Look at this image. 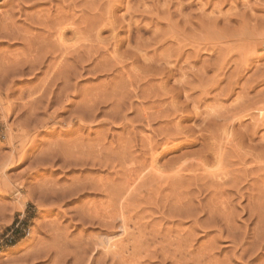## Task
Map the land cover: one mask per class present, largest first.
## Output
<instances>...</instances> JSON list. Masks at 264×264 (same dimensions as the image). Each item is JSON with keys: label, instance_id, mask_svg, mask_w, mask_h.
I'll return each instance as SVG.
<instances>
[{"label": "rangeland", "instance_id": "obj_1", "mask_svg": "<svg viewBox=\"0 0 264 264\" xmlns=\"http://www.w3.org/2000/svg\"><path fill=\"white\" fill-rule=\"evenodd\" d=\"M0 31V264H264V0H0Z\"/></svg>", "mask_w": 264, "mask_h": 264}, {"label": "bare ground", "instance_id": "obj_2", "mask_svg": "<svg viewBox=\"0 0 264 264\" xmlns=\"http://www.w3.org/2000/svg\"><path fill=\"white\" fill-rule=\"evenodd\" d=\"M39 13V12H38ZM29 14V13H28ZM36 14H37V12H36ZM47 14V13H46ZM49 14V13H48ZM50 15V14H49ZM60 16V15H59ZM5 17V16H4ZM34 17H35V15H34ZM39 17V16H38ZM51 17V16H50ZM50 17L48 16V18L50 19ZM41 18V17H40ZM39 18V20H41L42 21V19H40ZM42 18H43V16H42ZM45 18V17H44ZM47 18V19H48ZM54 18V17H53ZM57 18H59V17H57ZM60 18H62V17H60ZM65 18V17H64ZM110 18V17H109ZM2 19V18H1ZM52 19V18H51ZM56 19V18H55ZM66 19V18H65ZM64 19V20H65ZM108 19V18H107ZM27 20V19H26ZM37 20V19H36ZM57 20V19H56ZM67 20V19H66ZM96 20V19H95ZM103 20V19H102ZM8 21V20H7ZM13 20H11L10 22H12ZM38 21V20H37ZM41 21H40V23H41ZM43 21H44V19H43ZM72 21H73V19H72ZM97 21V20H96ZM106 21V20H105ZM3 22V21H2ZM9 22V21H8ZM46 22V21H45ZM58 22V21H57ZM70 22V21H69ZM99 21H97V23H98ZM7 23V22H6ZM33 23V22H32ZM49 23V22H48ZM47 23V24H48ZM51 23V22H50ZM59 23H62V22H58V24ZM96 23V22H95ZM96 23V24H97ZM100 23H102V22H100ZM110 23V22H109ZM112 23V22H111ZM110 23V24H111ZM8 24V23H7ZM11 24V23H10ZM36 24V23H35ZM43 23H41V25H42ZM63 24V23H62ZM62 24H61V26H60V24L58 25V27H57V32H56V34H57V42H62V41H64V39H63V33H64V31H65V25L64 26H62ZM96 24L94 25L95 26V28H96ZM2 25V24H1ZM6 25V24H5ZM14 25H17L16 23L14 24ZM40 25V24H39ZM40 25V26H41ZM44 25V27H45V23L43 24ZM53 25V24H52ZM51 25V26H52ZM87 25V24H86ZM92 25V24H91ZM90 25V26H91ZM105 25V24H104ZM107 25V24H106ZM112 25H114V24H112ZM8 26V25H7ZM10 26V25H9ZM12 26V25H11ZM20 26V25H19ZM60 26V27H59ZM75 26V25H74ZM90 26H88V27H90ZM93 26V27H94ZM100 26V25H99ZM111 26V25H110ZM16 27V26H15ZM18 27V26H17ZM23 27V26H22ZM54 27V26H53ZM53 27H50V29L51 28H53ZM113 27H115V26H113ZM2 28V27H1ZM13 28H14V26H13ZM13 28H12V30H13ZM20 28V27H19ZM25 28V27H24ZM45 28H47V26L45 27ZM75 28V27H74ZM108 28V27H107ZM4 29V28H3ZM15 30H16V28H14ZM56 29V28H55ZM54 29V30H55ZM73 29V28H72ZM93 29V28H92ZM99 29V28H98ZM6 30V29H5ZM24 31H25V29H23ZM27 30V29H26ZM75 30L77 31L78 29H76L75 28ZM89 30V29H88ZM4 31V30H3ZM1 32V31H0ZM7 32V31H6ZM13 31H11L10 33H12ZM15 32V31H14ZM19 32V31H18ZM17 32V33H18ZM27 32V31H26ZM55 32V31H54ZM9 33V34H10ZM17 33H16V35H17ZM21 33H23V32H21ZM77 33V32H76ZM4 34V33H3ZM20 34V33H19ZM25 34V33H24ZM8 35V32L6 33V35L5 36H7ZM14 35V33L11 35L12 37H14L13 36ZM8 37V36H7ZM23 37V36H22ZM21 37V38H22ZM25 38L27 37V36H24ZM23 37V38H24ZM12 39V38H11ZM14 39V38H13ZM17 39V38H16ZM27 39V38H26ZM31 39V38H30ZM63 39V40H62ZM32 40H33V38H32ZM43 40V39H42ZM37 41V43H38V40H36ZM44 41V40H43ZM24 42V41H23ZM31 42V41H30ZM32 42H34V41H32ZM65 42V41H64ZM25 43V42H24ZM28 43V42H27ZM36 43V42H35ZM35 43H33V44H35ZM36 43V44H37ZM29 44V43H28ZM40 45V44H39ZM74 45V44H73ZM72 45V47H74ZM42 45H40L39 47H41ZM70 46V45H69ZM63 47L65 48V46H64V44H63ZM68 47V46H67ZM38 48V47H37ZM42 48H43V46H42ZM41 49V48H40ZM73 49V48H72ZM72 49H70V50H72ZM42 50H44V49H42ZM74 50V49H73ZM36 51V50H35ZM40 51V50H39ZM64 51H66V49L64 50ZM115 51V50H114ZM33 56V58H34V55H32ZM38 56V55H37ZM42 57H43V55H42ZM41 57V58H42ZM38 58H40V55L38 56ZM37 58V59H38ZM44 58V57H43ZM32 59V58H31ZM16 60V59H15ZM20 60H22V58L20 59ZM26 60H27V57L25 58V62H26ZM41 60V59H40ZM40 60H38V61H40ZM28 61H30V59H28ZM36 61V60H35ZM15 62V61H14ZM19 62H21V61H19ZM31 62V61H30ZM29 62V63H30ZM13 63V62H12ZM33 63V62H32ZM36 63V62H35ZM59 63V62H58ZM14 64V63H13ZM40 64V63H39ZM55 64V63H54ZM57 64V63H56ZM60 64V63H59ZM9 65H11V64H9ZM16 65V64H15ZM41 65V64H40ZM39 65V66H40ZM19 66V65H18ZM33 66V65H32ZM34 66H35V64H34ZM9 66H7V69L9 70V68H8ZM12 67H13V65H12ZM20 67V66H19ZM11 68V67H10ZM14 69V68H13ZM19 69V68H18ZM30 69H32V68H30ZM5 70V69H4ZM3 70V71H4ZM12 70V69H11ZM26 70V69H25ZM33 70H34V68H33ZM33 70H29L30 72L31 71H33ZM40 70V69H39ZM10 71V70H9ZM35 71V70H34ZM37 71V70H36ZM0 72H2V71H0ZM11 72V71H10ZM9 72V73H10ZM16 72H18V71H16ZM5 73V72H4ZM2 74H3V72H2ZM1 75V74H0ZM11 75H12V73H11ZM22 75V74H21ZM5 76V75H4ZM3 76V77H4ZM7 76H9V75H7ZM1 77V76H0ZM6 77V76H5ZM1 79V78H0ZM3 79V78H2ZM6 79V78H5ZM44 80H46V79H44ZM49 80V79H48ZM48 80H46V81H48ZM2 81V80H1ZM42 84V83H41ZM48 85H49V83H47ZM53 86V85H52ZM52 86H50L49 87V89L52 87ZM45 85H44V83H43V85H40V86H38L37 88H36V91L38 92V94H37V97L35 96V98H34V96H33V94H36V92L34 93L33 92V94L31 93V95L33 96V98H30L27 102H25V105L24 106H26V105H29V108H31L33 105H36V104H39L41 101H43L42 100V98L45 96L44 94L46 93L45 92ZM48 89V88H47ZM33 91V90H32ZM31 91V92H32ZM6 92V91H5ZM49 94H50V92H49ZM30 95L28 94V97H29ZM31 96V97H32ZM47 96V95H46ZM45 96V97H46ZM54 96V95H53ZM57 96H59V95H57ZM49 97V96H48ZM44 99V98H43ZM46 99H48V98H46ZM53 99V98H52ZM54 99H55V97H54ZM50 101V100H49ZM91 101V100H90ZM23 102V103H24ZM51 102V101H50ZM42 103V102H41ZM49 104V103H48ZM86 104V103H85ZM87 104H89V103H87ZM12 105V104H11ZM1 106V105H0ZM31 106V107H30ZM87 107H88V105H86ZM6 107V106H5ZM5 110H7L6 111V113L4 112V114H3V117L6 119L7 117H8V114H9V112L11 113V110H12V108H11V106L10 107H8L7 109L6 108H4ZM32 109V108H31ZM29 112H30V109H29ZM85 112V111H84ZM28 113V112H27ZM86 113V112H85ZM32 114V113H31ZM34 114V113H33ZM10 115V114H9ZM28 115V114H27ZM30 115V114H29ZM79 116H80V114H78ZM77 115V116H78ZM83 115V114H82ZM34 117V116H33ZM28 118V117H27ZM84 118H85V116H84ZM79 119V118H78ZM84 121V120H83ZM2 123V122H1ZM11 132H12V129L11 128H9L8 129V138H9V142H12L13 141V136H12V134H11ZM228 135V134H227ZM231 135V134H230ZM145 138V137H144ZM148 138V137H147ZM152 138V137H151ZM227 138V137H226ZM147 141V140H146ZM151 142V141H150ZM151 144V143H150ZM11 147H12V145H10ZM152 146V145H151ZM149 147V146H148ZM153 147V146H152ZM155 147V146H154ZM16 149V148H15ZM91 149H93V148H91ZM102 149V148H101ZM105 149V148H104ZM148 150H151V149H148ZM92 151V150H91ZM91 151L90 152H88L89 154L91 153ZM103 151V150H102ZM106 151V150H105ZM94 152V151H93ZM92 152V153H93ZM153 152V151H152ZM99 153V152H98ZM154 153V152H153ZM153 153L151 154V161H150V168H149V166H148V169L150 170V172L149 173H151L152 174V171H153V175H154V173L156 174V177L159 179V177H162V175L164 174V173H166V172H163L162 170H160L159 168V166L158 165H156L157 163H156V159H155V157H154V155H153ZM96 154V153H95ZM157 155V154H156ZM10 156V155H9ZM97 156V155H96ZM13 157V156H12ZM15 157V156H14ZM20 157V156H19ZM1 162V161H0ZM7 163V162H6ZM14 163V162H13ZM9 164H11V163H9ZM1 165H3V164H1ZM157 166V167H156ZM208 166V165H207ZM212 166V165H211ZM2 167V166H1ZM1 167H0V169H1ZM202 167H205V168H203V169H206L207 167L206 166H202ZM209 168V169H208ZM208 168H207V170H210V171H207V172H209L208 174L211 176V178L213 177V179L215 178L216 180H214V181H211V182H214L213 184L214 185H216V187H217V185L218 186H220V188H221V185H224V182H222V181H220V180H222V179H224L225 177H226V175L228 176V169L225 171L224 169L222 170V168H219V167H217L215 170H211V169H213V168H211L210 169V167L208 166ZM164 169V168H163ZM177 169H179L178 167L176 168V169H174V171H175V174H176V172H177V174H178V172H180L181 170L179 169V171H177ZM148 170V171H149ZM168 171V170H167ZM171 171V170H170ZM183 171H184V169H183ZM204 171V170H203ZM182 172V171H181ZM206 172V171H205ZM231 173V172H230ZM229 173V174H230ZM174 174V175H175ZM207 174V175H208ZM152 175V177H154ZM166 175V174H165ZM173 175V174H172ZM167 176V175H166ZM163 177H165V176H163ZM167 177H170V176H167ZM166 177V178H167ZM157 179V180H158ZM162 179H165V178H162ZM168 179V178H167ZM231 179V181H232V179H233V177H231L230 178ZM229 179V180H230ZM228 180V181H229ZM234 180V179H233ZM209 182H210V180H209ZM233 182V184H236L234 181H232ZM226 184L228 183L227 181L225 182ZM226 184H225V186H226ZM229 184H230V182H229ZM208 185H209V183H208ZM213 185V186H214ZM263 185H264V183H263ZM230 186H234V185H230ZM212 187V186H211ZM235 187V186H234ZM218 188V187H217ZM212 190H213V188H212ZM218 191V190H217ZM53 192V191H52ZM220 192V191H219ZM56 193V192H55ZM216 193V192H215ZM218 193V192H217ZM224 193V192H223ZM218 195V194H217ZM222 194L220 193V196H221ZM213 196V195H212ZM215 196V195H214ZM220 200H221V198H220ZM219 202V201H218ZM21 203H24L23 201L21 202ZM220 203V202H219ZM222 203H223V201H222ZM182 205V204H181ZM187 206V205H186ZM218 207V206H217ZM90 209V208H89ZM185 212H188L186 209H185ZM210 212H212V211H210ZM213 212H215V210L213 209ZM217 212V211H216ZM126 224V223H125ZM257 229H259V228H257ZM124 230L126 231V228H125V225H124ZM124 231V232H125ZM127 232V231H126ZM126 232H125V234H126ZM257 233H258V235H257ZM256 233V236H255V238H259V237H261L262 235H263V231L260 229L258 232ZM258 236V237H257ZM179 239V238H178ZM253 240H254V238H253ZM258 240V239H257ZM256 239H255V241H257ZM254 241V242H255ZM115 243V242H114ZM251 243H253V242H251ZM258 243V242H257ZM254 244V243H253ZM108 245V244H107ZM112 247H117V245H111ZM182 246V245H181ZM181 246L179 247V248H181ZM106 247H108V246H106ZM255 247V246H254ZM262 247V246H261ZM183 248H185V247H183ZM111 249V248H110ZM117 249V248H116ZM116 249H114V250H116ZM186 249V248H185ZM250 249V248H249ZM248 250V249H247ZM38 251V250H37ZM40 251V250H39ZM175 251V250H174ZM176 251H178V250H176ZM245 251V250H244ZM243 251V252H244ZM39 253H41V252H39ZM39 253H36V254H39ZM247 253V252H246ZM203 254V253H202ZM42 255V254H41ZM189 255V254H188ZM241 255V254H240ZM182 256H184V255H182ZM203 256V255H202ZM212 256V255H211ZM34 257V256H33ZM185 257V256H184ZM192 257V256H191ZM197 257V256H196ZM204 257V256H203ZM208 258V259H207ZM191 259V258H190ZM206 260H211V258L210 257H207L206 256V258H205ZM38 260V259H37ZM203 261H205V260H203ZM178 262V261H177ZM195 262V261H194ZM199 262V260L198 261H196V264ZM201 262V261H200ZM210 261H207V264L209 263ZM213 262V261H212ZM200 264H202V263H200ZM203 264H206V262L204 263L203 262ZM211 264V263H210ZM213 264H214V262H213ZM217 264V263H216Z\"/></svg>", "mask_w": 264, "mask_h": 264}]
</instances>
